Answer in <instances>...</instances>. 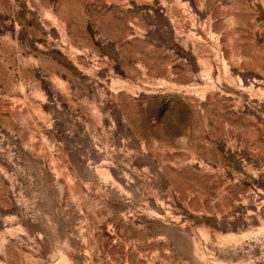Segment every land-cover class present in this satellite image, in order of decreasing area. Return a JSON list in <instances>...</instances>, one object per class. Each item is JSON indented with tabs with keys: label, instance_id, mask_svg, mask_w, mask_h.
<instances>
[{
	"label": "rangeland",
	"instance_id": "1",
	"mask_svg": "<svg viewBox=\"0 0 264 264\" xmlns=\"http://www.w3.org/2000/svg\"><path fill=\"white\" fill-rule=\"evenodd\" d=\"M0 264H264V0H0Z\"/></svg>",
	"mask_w": 264,
	"mask_h": 264
}]
</instances>
